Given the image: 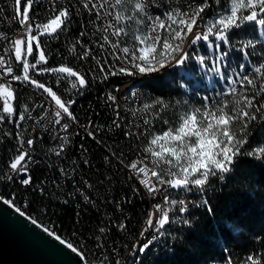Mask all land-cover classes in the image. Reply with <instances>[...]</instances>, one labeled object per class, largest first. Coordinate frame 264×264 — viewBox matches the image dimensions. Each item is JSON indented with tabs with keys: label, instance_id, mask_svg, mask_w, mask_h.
Here are the masks:
<instances>
[{
	"label": "trees",
	"instance_id": "1",
	"mask_svg": "<svg viewBox=\"0 0 264 264\" xmlns=\"http://www.w3.org/2000/svg\"><path fill=\"white\" fill-rule=\"evenodd\" d=\"M157 2H162V9L175 4L172 0ZM182 2L183 6H188V0ZM191 2L196 4L200 0ZM229 4L230 0H221L218 6L215 0H210L211 7L205 11L203 17L222 10ZM117 11L123 15L131 14L127 0H123ZM81 23L83 27L89 26L87 21ZM79 26L80 22L72 33L75 43L80 41L77 32ZM119 27H123L125 31L119 39L129 48L138 44L133 39L134 35L145 34V27L137 25L135 21H119ZM256 28V25H245L229 34L230 44L220 42L222 52L226 53L225 64L228 69L239 73L240 65L243 64L248 69L245 74L251 75L256 66L264 63V42L259 39L254 40V46L246 49V59L240 50L246 44L244 36L248 32L256 35ZM103 33L104 27L99 26V34ZM85 39L86 36L81 37V40ZM102 46L110 48L104 39ZM97 60L101 61L99 65ZM95 66H102V59H95L94 70L97 69ZM113 66L111 61V67ZM178 78L185 80L183 73L178 76L175 69L165 67L160 72L131 80L135 82L132 90L126 87L122 96L128 101L130 115L155 98L163 99L169 107L163 111L155 109L159 115H154L153 112H137L138 122L134 118L126 117L121 128L110 122L108 114L116 102L105 101L103 96L109 87L122 78L108 75L107 79L96 80L97 83L91 91L88 82L83 91L88 93L83 98L82 92L80 95L76 94L74 102L81 103L85 114L103 120V135L95 139H85L82 149L73 146L72 159L62 161V157L53 158L45 152L40 154L34 171V177L39 178L44 170L62 161L65 172L72 173V185L68 183L44 191H38L37 188L20 189L17 195H27L30 210L38 212L53 226L54 231L64 233L71 242L82 245L89 253L102 256L100 250L104 247L122 249L138 228L147 206L144 196L133 190V180L126 170L128 159L141 149L145 151L155 136H162L165 131L178 127V117L187 110L201 107L205 97L209 100L213 98V102L220 101L222 97L233 100L228 91L223 92L222 89L216 95L214 90L209 92L204 87L196 89L198 96L188 93L178 84ZM240 91L241 86L237 84V92ZM247 94L251 96L253 90L249 88ZM257 100L264 103V99L260 97ZM144 116L149 123L140 126ZM239 129L240 124L236 122L232 130L238 133ZM126 132H131L132 135L126 136ZM248 133L250 147L264 143V121H254ZM188 139L191 142L195 137ZM11 187L7 184L0 185V191L3 195H9L8 189ZM80 191L88 197L87 200ZM195 191L196 207L190 211L189 218L187 217L190 223L184 224L181 219L176 221L166 237L165 247L168 248L159 249L155 254L148 250L142 257L141 264H228L229 260L232 264H244L249 255L254 256L259 264H264V161L248 156L238 157V164L232 173L227 174L224 179L211 178L203 193L198 189ZM202 197L208 203L198 206ZM108 216L112 218L111 223ZM121 220L127 224L128 231L125 234L119 233L116 228ZM100 227L106 230L105 233L100 231ZM124 264L129 263L126 261Z\"/></svg>",
	"mask_w": 264,
	"mask_h": 264
},
{
	"label": "snow or ice",
	"instance_id": "2",
	"mask_svg": "<svg viewBox=\"0 0 264 264\" xmlns=\"http://www.w3.org/2000/svg\"><path fill=\"white\" fill-rule=\"evenodd\" d=\"M41 0H14L13 14L16 17L15 23H18L23 32L19 38L9 41L11 48L14 51L15 61L23 64V76L16 75L11 65H7L5 59L0 56V65H5L3 75L10 77L12 81H21L31 84L32 86L42 90V95L45 99L41 105L46 104L47 107H42V112L51 113V124L61 126V131H67L70 127L69 123H65V119L72 123L78 124V118L70 110L75 103L73 100H64L53 91L52 87L46 86L38 80L32 79L29 75L30 70H36L39 75L45 73H56L57 83L67 79L71 82V87L84 88L88 85L86 73L74 70V67L62 64L59 67L49 68L40 67L38 65L47 64V58L40 51L38 59L35 63L29 64L28 56L33 53V43L37 49H40L39 37L48 35H58L62 32H68L70 27V19L72 17L71 9L74 5H61L57 0H51L50 8L51 15L44 23L33 24L31 12ZM123 0H115V4L111 0H100L99 3L94 0H76V4L82 9L87 10L89 16H95L100 19L101 16L108 18L109 23L104 29L105 32L111 29L112 35L120 37L125 34L123 27H118L112 23L115 21H135L137 25H143L147 28V34H137L133 36L134 41L138 42L132 48L123 47L119 49L124 56L117 57V60L123 59L126 66H120L110 72V75L135 76L137 74L144 76L151 73H156L172 63L181 64L189 59V53L185 47V41L190 44H196L197 41H209L210 37H215L216 41L223 44H230V33L233 30L242 29L245 25L264 26V0H230V7L222 11L218 18L210 20L205 24L202 30L199 29V21L203 19V14L211 7L210 0H200L199 3L193 4L191 0L188 3V10L182 11L180 7L174 10L163 13V18L160 15L153 17L150 14V9L158 8L160 5L157 0H127V7L130 9L128 15H123L119 11L113 10L122 5ZM216 5L221 4V0H215ZM107 9L103 13L101 10ZM35 33V35H33ZM84 33L81 32V36ZM108 40V36L104 37ZM77 44H72L68 51L76 54ZM252 40H248L241 47L242 54L247 57L246 49L252 47ZM26 47V54L23 49ZM115 48L116 45L113 44ZM215 47L219 49L220 44ZM7 51V49H6ZM82 55H74L73 59L85 60L90 57L91 52L79 49ZM226 57V53L222 52L215 57V71H221V64ZM197 61L204 64L206 58L197 56ZM71 62V61H70ZM99 65L101 61L97 60ZM239 73L233 72L234 77L231 81L232 86L228 89V95L233 97L232 101L222 97L220 101L213 103L209 102V98L205 97L201 107H195L185 111L178 117V127L165 131L162 136H155L149 142V146L145 152L151 154V159L154 166H158L159 170H152L151 176L159 182L161 186H168L172 189H184L191 191L193 188L200 190L201 193L205 190L206 185L210 183L211 178L224 179L227 174L233 172V169L238 164V157L248 156L256 160L264 161V143L257 146H249L248 129L254 121L258 119L264 121V103H259L257 97L264 99V63L256 66L251 75H246L248 71L245 65H240ZM100 72H104L103 67L99 68ZM107 79V76L104 77ZM227 79V77H225ZM236 84L241 86V91L238 93ZM253 90V94H247L248 89ZM239 96L237 99L236 97ZM0 97L3 98L4 104L2 114H0V122L11 121L19 126L21 121L25 120L24 113H19L17 120H12L16 115V111L10 106L9 100L13 98V89L11 83H0ZM107 100L116 101L117 97L108 95ZM179 104V102H177ZM186 106V102H185ZM169 104L163 99L155 98L150 103H144L142 108L133 111V115L137 112H153L154 115L160 113L155 112V109L163 111L168 108ZM27 111V108H25ZM30 115V114H29ZM119 116V113H117ZM239 122V132H234L233 125ZM116 127L121 125L115 120L113 121ZM145 124L149 121L145 119ZM167 123V121H165ZM126 136H131V132L124 133ZM87 135L94 137L93 131H88ZM189 137H195L194 141H189ZM16 140L19 142L14 158L10 159L8 167L12 173L23 176L20 183L28 186L32 184L29 164L34 162L31 153L26 150L31 149L35 141L33 139H25L19 133L16 134ZM67 142V137H63ZM158 149V150H157ZM64 151V144H60L59 150L56 152L57 157ZM145 160L149 157H144ZM140 162L130 164L131 170L138 173H145L146 167H139ZM85 163H88L85 161ZM61 173L67 175L64 169H60ZM14 177H9L13 179ZM144 184L149 193L158 191L155 185L150 181L140 180ZM87 200L88 197L85 196ZM5 204L15 206V201L4 200ZM165 204L179 205V213L187 211L189 202L185 200H169L167 196L164 198ZM208 201H201L200 205H206ZM156 212L151 213L147 220L149 227L155 226L157 229H164L171 222L169 209H165L162 205H154ZM16 211L21 216L24 215L17 207ZM211 211V209H209ZM157 214H159L157 216ZM155 217V219H154ZM182 223L188 224L189 220H181ZM32 224L37 221L32 219ZM121 229L125 225H119ZM103 232V229L100 230ZM44 232L53 235L48 228H44ZM161 235L163 233L161 232ZM61 244L65 241L58 235L55 237ZM157 237L153 236L151 240L143 243V246L138 248V252L145 253L150 250V245ZM67 247L73 252L77 249L71 243ZM228 264H232L229 260ZM244 264H259L258 260L249 255Z\"/></svg>",
	"mask_w": 264,
	"mask_h": 264
},
{
	"label": "built area",
	"instance_id": "3",
	"mask_svg": "<svg viewBox=\"0 0 264 264\" xmlns=\"http://www.w3.org/2000/svg\"><path fill=\"white\" fill-rule=\"evenodd\" d=\"M172 1L173 3L177 4V6L180 7L182 11L188 10L187 5L183 6L182 0ZM57 2L65 6L69 4L75 6L71 9L72 17L69 22L70 27L68 29V32H62L58 35V37L56 35H45V40L40 45L47 58V64H41L37 67L40 68L46 66L49 68H54L56 62H65L67 63V66L74 67V70L87 74L86 79L90 83L91 91L92 89H94L93 85H96L97 83L96 80L100 81L105 76L108 77V75H110L109 73L112 72L111 61H117L116 53H122L121 51H119V49H121L120 43L114 41L111 29H109L106 34H99V26H104L103 15L102 19H95L94 15L89 16L87 10L82 9L80 5L76 4V0H57ZM94 2L99 3L100 0H94ZM13 3L14 0H0L1 56L5 59L7 65H11L13 67L14 73L16 75L23 76V64L15 61L14 51L9 43L10 40L20 37L21 33L23 32L21 26L18 23H15L16 17L13 14ZM158 3L160 5L158 8H152L149 10L150 13H152L153 17L157 15L161 16L162 2ZM50 4L51 0H41V2L33 8L31 12V19L33 24H42L46 22L48 18H50L52 11L50 8ZM104 11H106V8L102 10V13ZM81 21H87L89 26L83 27ZM78 22H80V26L79 28H77V32L80 35V41L77 46V53L72 54L69 53L68 49L72 44H75L74 40H72V33H74V28H76ZM204 26L205 25L203 18L201 21H199L198 30H202ZM145 31H148L147 28H145ZM81 32L84 33L83 36H86L85 40H81ZM105 36H108V39H110V48H103L102 46V39H104ZM210 38L212 40L213 37ZM113 44L116 45L115 48L113 47ZM81 48L85 51L90 50V57L85 60L73 59L74 55H82V52L79 51V49ZM193 49L194 48L192 47V44L187 42L186 50L189 54L190 51ZM219 55L220 53L208 54V58H214L215 62V57ZM95 59H102V66H95L97 68L96 70L93 69V64L95 65ZM4 67L5 65H0V76H4L2 71ZM100 67H103L105 71L100 72ZM228 72H230V70ZM29 75L32 79L38 80L39 82L44 83L48 87H52L53 91H56L57 94L61 96V98L64 100L71 99L74 101L75 92H82L81 88L79 87L73 89L71 87V82L67 79L61 80L60 83H57L58 77L56 73H45L44 75H39L36 70H30ZM46 75H53V82H46ZM147 75H115L122 79L117 80L114 86L109 87V89L105 93V96H103V99H105V101L107 100L108 95L118 96V103H113V109H109L110 113L108 114L110 116L111 123H113V121L115 120L121 125V128L126 117L134 118L138 122L136 115L129 114L128 101H126L124 97H120V90L125 83H128L136 77H145ZM8 83H11L13 89V98H10L9 104L16 111V115L12 117V120H17L19 113H24L25 120L21 121L19 126H17L16 123L7 120L4 122H0V185L4 186L7 184L12 186L10 189H8L9 195H3L0 191V197L4 200L15 201V206L10 204L15 210L17 207H19L20 211L23 212L24 215L27 216L30 220L35 219L38 225L43 228H48L54 236L58 235L62 240L65 241V244L71 243L73 247L77 249L76 252L82 257L86 264H123L125 256H132V249H135V244L139 243L140 238H147L148 241L151 240L153 236H161L162 229H157L155 226L149 227V225L147 224V220L151 213L156 212L154 205L160 204L165 209H167V204L164 203L165 196H167L169 200L188 201L189 205L185 213H179V205H177V221H180V217L189 218L188 215L190 211L194 207H196L195 199L186 200L184 197H181V190L184 189H172L166 185H159V182L151 176V171L153 170V161L151 159V156L146 154L144 149H141L135 155L131 156L128 159V161L126 162V170L133 180V190L136 191L137 194H142L144 196V198L147 200V206L145 212L142 215V220L138 228L132 234L128 243H126L125 246L122 247V249L111 247H109V249H106L104 247L102 250H100L103 255L96 256L92 253H89L86 248H84L82 245H76L71 242V240L66 237L64 233L54 231L53 226H50L48 221L42 215L28 208L30 205L28 196L23 195L19 197L17 193L20 189L37 188L38 191H44L51 188H59L63 185L65 186L68 183L72 185V173H67V175H65L60 171V169H64V167L62 166V161H65L68 158L72 159L73 146L82 149L84 147L83 141L85 139H95L97 136L103 135V130L105 129V126L103 124V120L85 114L84 109H81L83 107L82 105H80L81 103H74L71 106L70 110L74 111V115L78 118V124L72 123L65 119L64 122L69 123L70 127L67 131H61V126H57L50 123V121L52 120L51 113L42 112V107H47L46 104L41 105L40 108L32 107V97L34 95H41V102L45 99L46 94L42 95L41 89L36 88L31 84L24 82L23 80L12 81L10 77H8ZM235 87L237 88V84L235 85ZM87 93L88 92H82V98ZM212 101L213 98L209 100L210 103H212ZM3 104V98L0 97V110H2ZM25 108H27V111H25ZM117 113H119V116H117ZM0 114H2V111H0ZM145 119L146 116H144V119H141L142 125L140 126H145ZM88 131H93L94 137L87 135ZM17 133L25 137V139H33L35 141L31 149H28L27 146H25L26 150L31 153L34 161L28 165L32 177V184L28 186H25L20 183V179L23 176V173H21L20 175H16L12 173L11 169L8 167L10 159L14 158L18 147L19 142L15 138ZM63 137H67V142L64 141ZM60 144H64V151L59 156L62 157V161H58L54 164V167L51 166L47 168V170H44V172L39 176V178L34 177V171L36 168V164L38 163V160L40 158V154L43 155V153L45 152V154L47 153L53 158H57L56 152L59 150ZM137 154H144V157H149V159H144L142 163L138 164L139 167H146V171L143 174L135 172L130 168L131 163L140 162L137 161ZM9 177L14 178L9 179ZM141 179L145 181H150L151 184L156 186L158 191L154 193H149L148 188L144 184L140 183ZM170 191H179V198L170 199ZM80 194H83V198L85 199L84 192L80 191ZM158 215L159 214H157V216ZM107 219L110 223L112 222L111 217L108 216ZM121 224L125 225L123 229L119 227V225ZM126 225L127 224L124 220H121L120 223L116 225V228L119 233L125 234L128 231ZM170 225L172 224H167L165 228H169ZM100 228L103 229L102 227ZM105 231L106 230H103L104 233ZM166 248L168 247H165L164 249ZM93 253H95L94 250ZM133 261H137L136 257H133Z\"/></svg>",
	"mask_w": 264,
	"mask_h": 264
},
{
	"label": "bare ground",
	"instance_id": "4",
	"mask_svg": "<svg viewBox=\"0 0 264 264\" xmlns=\"http://www.w3.org/2000/svg\"><path fill=\"white\" fill-rule=\"evenodd\" d=\"M111 3L114 5L115 4V0H111ZM178 6L177 4H173L172 6H169L167 8H163L161 9V16L163 17V13H165L166 11H171L176 9ZM107 10V9H106ZM226 10V8L222 9V10H217L214 11L213 13L204 16V25L206 23H208L210 20H214L216 18H218L219 14ZM102 12V10H101ZM115 12H117V8L113 10V16L115 15ZM152 15V13H150ZM102 19V16L101 18ZM109 23V20L107 17L104 16V29L107 27ZM113 24H116V26L119 27V22L115 21L114 19L112 20ZM148 31H145V34H147ZM103 34H106V32L104 31ZM114 41L119 42L121 49L123 47H127L125 44L121 43L119 37L112 35ZM211 38H209L210 40ZM40 40V44L45 40V35L39 37ZM215 41V40H213ZM104 42L108 43L110 45V39H108L107 41L104 40ZM187 42L185 41V47L187 46ZM204 42L203 40L197 41L196 44H192V47L194 48L193 50L190 51L189 54V59H187L186 61H184L181 64H171L168 65L166 67L170 68V69H175V71L177 72V75L179 76L180 74L183 73L185 81L182 78L179 79L178 78V84L185 89L188 93L192 92V94H196L198 96V93L196 91V89L198 90V88H206L207 90L212 91V87L210 86V84H208L206 81L208 80V77L206 75H208L205 71V65L207 64H211V66H213L214 64V58H208V54H213V53H221L219 51V49L216 48V50L214 49V44L213 42H211V49L209 50V52L206 54L205 52H203V50H201V43ZM216 44H220V41H215V45ZM206 45V43H205ZM225 53V52H224ZM0 56H1V47H0ZM124 54L123 53H116V59L117 57H123ZM197 56H203L206 58V61L204 64H201L197 61L196 57ZM209 61V63H208ZM190 62V64H193V69H188L187 64ZM62 64L67 65V63L65 62H56L55 63V67H59ZM114 66L111 67V70L113 71L114 69L120 67V66H126L125 61L123 59H120L118 61H113ZM223 67L229 71L227 69V66L225 64V59L222 62ZM186 72H185V71ZM214 73V70H213ZM205 74V75H204ZM141 77H136L135 80L140 79ZM187 78V79H186ZM181 80L185 83V84H181ZM46 82H53V75H46ZM0 83H8V77L5 76H0ZM135 82H131L129 81L128 83H125L121 90H120V97L123 96L126 87H129V89L132 88V86L134 85ZM87 87V86H86ZM86 87L81 88L82 92L86 89ZM132 90V89H131ZM132 92V91H131ZM80 95L81 92H75L74 94V99H76L75 95ZM133 93H131L132 95ZM117 97V100L115 101L116 103H118V96L114 95ZM213 102V101H212ZM32 107L33 108H40L41 107V95H35L32 98ZM74 114V111H72ZM146 154L150 155V153ZM137 161H144V154H140L137 155ZM153 170H158V168L156 166L153 165ZM196 189L193 188L191 191H187V190H181V197H184L186 200H194V192ZM179 198V191H170V199H178ZM201 201H204L205 198L202 197L200 198ZM167 209H169V216L171 218V222L169 224H172L169 226V228H164L162 229V233L163 235L161 236H157L156 240H153L152 244L150 245V251L152 253H156L159 249H163L165 248V246L167 245L166 243V237L168 232L170 231V229L172 228V226L175 224V222L178 220V211H177V205H171V204H167ZM181 220H187V217H180ZM147 242V238H140L139 243L135 244V249H132V256H125L124 260H123V264L127 261V263L129 264H141V260L142 257L146 254V252L148 250H146L145 253H140L138 252V248L143 246V243ZM133 257H136L137 261H133Z\"/></svg>",
	"mask_w": 264,
	"mask_h": 264
},
{
	"label": "water",
	"instance_id": "5",
	"mask_svg": "<svg viewBox=\"0 0 264 264\" xmlns=\"http://www.w3.org/2000/svg\"><path fill=\"white\" fill-rule=\"evenodd\" d=\"M3 201L0 197V264H86L67 244Z\"/></svg>",
	"mask_w": 264,
	"mask_h": 264
},
{
	"label": "rangeland",
	"instance_id": "6",
	"mask_svg": "<svg viewBox=\"0 0 264 264\" xmlns=\"http://www.w3.org/2000/svg\"><path fill=\"white\" fill-rule=\"evenodd\" d=\"M230 4L226 7L229 8ZM256 30H257V34L253 35V33L248 32L245 36H244V41L247 43L248 40H252V42H254V40L259 39L260 41L264 42V34H263V29L264 26H259L256 25ZM33 35H35V33H33ZM19 38V37H17ZM215 37L212 38V40L210 39L209 41H204L201 44V50H203V52H205L206 54L209 52V50L211 49V42H213L214 44V49L216 50L215 47ZM206 43V45H205ZM42 50V48L40 47V49H37L35 46V43H33V53L31 55L28 56V62L29 64L35 63L36 59H38L40 51ZM221 50V48H219V51ZM24 53L26 54V47L23 49ZM222 51V50H221ZM220 51V52H221ZM243 58L246 59L247 57H245L243 55ZM209 63V61H208ZM188 69H193V64H190V62L187 64ZM228 69V68H227ZM214 70V73H213ZM226 69L223 67V65L221 64V71L219 73H217L215 71V62L213 64V66H211V64H207L205 65L204 71L208 74L206 75L208 77V80L206 81L208 84H210V86L212 87V90H214L215 95L218 94L220 92V90L222 89L223 92H227V90L232 86L231 81L234 78L232 76L233 70H230V72L225 71ZM241 71V69H239ZM185 71V70H184ZM186 72V71H185ZM225 77H227V79H225ZM181 84H185L182 80H181Z\"/></svg>",
	"mask_w": 264,
	"mask_h": 264
}]
</instances>
